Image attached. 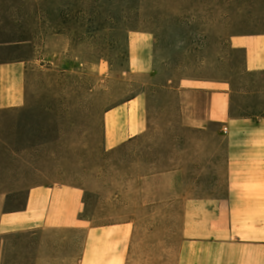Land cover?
<instances>
[{"label": "rangeland", "instance_id": "1", "mask_svg": "<svg viewBox=\"0 0 264 264\" xmlns=\"http://www.w3.org/2000/svg\"><path fill=\"white\" fill-rule=\"evenodd\" d=\"M9 1L0 0V14L21 25L22 11L16 5L12 13ZM147 1V15L167 21L164 48L159 50L152 34L130 32L129 65L123 73L92 56L87 45H73L69 34H44L33 25L32 34H27L31 45L16 53L27 62L25 92L14 106L0 109V192L8 196L5 210L22 208L31 187H70L82 191L84 218L103 224L141 215L150 227L161 217L163 237H173L178 216L165 202L163 213L148 208L154 198L139 192L145 177L184 169L197 185L203 183L197 188L201 195L221 191L227 133L213 125L205 131L183 126L179 78L229 81L235 89L234 116L264 117V72L244 75L245 53L233 51L231 41L264 31V1ZM64 3H53L57 29ZM259 16L262 20L256 22ZM116 41L108 38L106 44L114 48ZM160 66L165 67L158 83L176 76L169 91L154 87L152 77ZM204 101L203 96L197 98V112L203 111ZM114 110L118 116L110 119L108 113ZM139 130L142 134L126 141L131 131ZM143 204L147 207L139 212ZM73 234L50 231L48 247L72 249L73 239L78 244L84 235Z\"/></svg>", "mask_w": 264, "mask_h": 264}, {"label": "crops", "instance_id": "2", "mask_svg": "<svg viewBox=\"0 0 264 264\" xmlns=\"http://www.w3.org/2000/svg\"><path fill=\"white\" fill-rule=\"evenodd\" d=\"M231 41L234 49L244 51L248 72H264V34ZM28 45L27 34L0 31V109L23 97L27 62L16 53ZM202 96L204 109L197 112L196 101ZM231 96L224 82L180 81L183 126L201 131L207 125L219 127L226 131L228 143L222 150L223 187L213 195L197 192L203 183L197 185L184 169L143 180L141 196L154 198L148 208L163 213L165 202L178 216L173 237H163L161 217L150 227L141 215L98 224L81 215V190L44 184L31 187L24 206L11 211L5 210L8 196L0 192V264H264V117L231 118ZM118 113L110 111L108 117ZM139 134L141 130L131 131L126 141ZM146 207L140 205L139 212ZM50 231L84 235L78 244L73 239L72 249H50Z\"/></svg>", "mask_w": 264, "mask_h": 264}, {"label": "trees", "instance_id": "3", "mask_svg": "<svg viewBox=\"0 0 264 264\" xmlns=\"http://www.w3.org/2000/svg\"><path fill=\"white\" fill-rule=\"evenodd\" d=\"M225 1L230 2L232 0H220L221 3ZM53 3L54 0H10L8 8L13 13V7L17 5L18 9L22 11L23 22L21 25L16 26L15 21L13 22L14 18L10 19L7 15L0 14V31L31 35L34 30L33 25L37 24L39 31L44 34L50 33L54 36L63 33L69 34L73 45H87L93 52L92 56H95L98 60L108 61L114 71L118 70L121 73L125 72L129 65L128 34L130 32L141 31L152 34L159 40V50L164 48L165 33L168 29L167 21L163 24L164 16L161 22L154 14L147 15V12H145L148 10L147 0H65L63 8L59 12L60 25L58 29L55 27ZM260 13L264 18V7H262ZM261 16L256 17V22L262 20ZM256 34L263 35L264 31L259 30L251 35ZM108 38L118 40L116 41L118 42L117 46L111 48L110 45H107L106 40ZM236 50L233 49V51ZM164 67L160 66L157 74L152 77L157 91H169L171 89L170 85L176 77L175 75L165 77L161 80V83H158V78L162 77ZM243 74L253 76L255 73L248 72L245 69ZM185 79L218 82L213 77L190 78V76H181L179 82ZM225 83L230 86L231 93H234L235 89L232 83L229 81H225ZM138 95L139 93L132 97L136 98ZM233 103L234 100L231 96L229 106L231 118H251L245 114H240L236 118L232 110Z\"/></svg>", "mask_w": 264, "mask_h": 264}]
</instances>
